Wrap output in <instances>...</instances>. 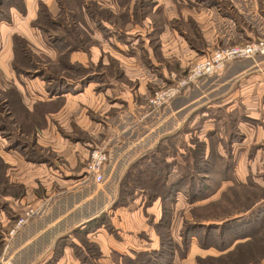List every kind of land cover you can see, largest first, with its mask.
Listing matches in <instances>:
<instances>
[{
  "label": "crops",
  "instance_id": "crops-1",
  "mask_svg": "<svg viewBox=\"0 0 264 264\" xmlns=\"http://www.w3.org/2000/svg\"><path fill=\"white\" fill-rule=\"evenodd\" d=\"M25 1L33 12L35 0ZM95 1L109 10L108 18L100 12H86L87 23L95 19L97 28L111 29L112 40L108 45L71 54L70 61H78L83 69L93 64L100 70L93 77L81 76L75 82L67 80L64 88L74 92L67 89L64 95L56 91L57 85L46 82L45 88L37 78L19 76L13 70L12 34L33 38L32 15L28 16V10L24 17L11 12L10 23L0 19V88L13 84L17 100L20 105L28 106L25 115L32 121L36 104L50 107L63 99V106L48 109L47 123L37 140L40 145L51 147L61 163L49 155L43 156L46 160L31 164L42 171L45 193L41 197L36 195L34 200L42 210L24 230L9 241L4 239L12 264H44L58 256L61 257L55 264L78 263L71 250L75 241L72 232H83L98 224L116 195L127 189L135 190V182L147 175L145 165L155 161L153 158L165 163H180L183 151L169 159L158 155L168 147L178 146L185 124L196 123L198 139L207 141L220 133L215 125L216 113L223 112L232 119L241 136L231 143L240 149L232 179L246 183V175H249L264 187V57L231 62L221 74L201 79L175 97L163 111L148 106V97L154 90L170 84L175 75L213 49L261 37L264 34V0ZM114 35L117 37L112 38ZM112 61L116 63L110 64ZM108 68L116 75L106 74ZM56 119L59 124L55 123ZM58 125L64 133L59 131ZM29 129L34 131V126ZM233 134L237 138V134ZM231 137L227 135V140ZM4 145L5 140L0 137V156L9 163L24 165L23 158L12 149L4 150ZM219 145L222 148L221 142ZM95 147L104 148L108 153L103 184L95 183L86 173L89 152ZM207 154L204 153L205 157ZM236 154L229 155L236 157ZM175 169L176 165L171 172ZM227 175L225 171L224 179ZM135 193L136 190L132 195H137ZM139 206L143 205L131 203L111 212L114 222L120 217L116 226L121 236L115 239L104 233L106 242L101 245L104 264H115L110 262V254L121 256L125 254V247L128 251L140 252L155 241L151 239L149 227L145 226L147 218ZM255 210L257 216L264 215V198ZM263 226L264 222L261 228ZM242 233V236L249 234ZM3 242L0 241V247L4 246ZM113 242L117 245L113 246ZM193 244L192 241L190 247Z\"/></svg>",
  "mask_w": 264,
  "mask_h": 264
},
{
  "label": "rangeland",
  "instance_id": "rangeland-1",
  "mask_svg": "<svg viewBox=\"0 0 264 264\" xmlns=\"http://www.w3.org/2000/svg\"><path fill=\"white\" fill-rule=\"evenodd\" d=\"M26 9L28 16L32 15L29 19L34 34L33 38L19 33L11 36V65L17 75L37 78L44 83L45 88L46 82L57 85L56 91L64 95L68 90L74 92L64 88L67 80L75 82L81 76L93 77L96 72H99V66L90 64L83 69L78 61L71 62L70 56L75 51L82 49L88 51L110 43L111 29L97 28L95 19H89L91 23H87L85 18L86 12L93 14L100 12L108 18V9L102 8L95 0H35L32 12L31 6L29 8L25 0H0V19L10 23L11 12L24 17ZM105 49L111 50L107 46ZM115 63L112 61L110 64ZM106 74L116 75L111 68H108ZM6 87L0 88V137L5 140L3 149L16 151L23 158L24 165L9 163L0 156L1 242L10 240L12 237L10 232L24 210L38 208L37 213L23 227L16 230L14 235L24 230L25 226L37 218L42 210V206L34 203L36 195L41 197L45 193L41 178L42 171L32 167L34 165L31 164L36 161L33 158L39 159L40 156L49 155L58 164L61 163L55 158V152L53 154L51 147L42 146L37 140L38 135L40 134V137L42 135L44 123H47L48 109H58L63 106V99H58L50 107L46 104H36L32 121L25 115L28 106L24 103L20 105L17 100L13 84ZM171 102L159 111H163ZM216 115H218L216 129L221 134L218 132L213 137L207 138V141L198 139L196 123L185 124L182 128L183 135L178 139V146L168 147L166 151L158 155L162 159L166 156L169 159L176 157L178 151H183L180 163H165L153 158L155 161L148 166L145 165L147 175L137 177L134 186L137 195H132L135 191L132 189L123 191L115 196L111 206L106 207L107 210L103 213L102 219L97 221L98 224H94L83 232H72L71 235L75 241L72 243L71 250L78 261L76 264H104L102 259L105 256L101 249L103 242H106L104 233L115 239L121 236L116 226L120 217L114 219V222L111 212L120 208L124 209L131 203L143 205L139 208L142 207L144 211L147 218L145 226L149 227L151 239L155 241L150 240L152 243L140 252L135 249L128 251L125 247V254L121 256L110 254V262L115 264H175L174 262L177 264H182L181 262L183 264H226L228 257L233 258L230 253H238L243 258V253L238 248L241 249V245L245 243L248 248L249 246L257 247L255 254L262 253L264 226L261 228V224L264 219L262 221L260 218L264 217L263 213L257 217V220L253 216L246 218L248 220L235 218V216L254 211L257 204L264 198V187L254 182L249 175H246V183L232 179L236 168L235 160L238 159L240 149L232 146L231 143L239 140L241 136H238L239 131L225 113L220 112ZM55 123L59 124L58 119ZM30 126H34V131L28 130ZM59 126V131H62ZM75 130L80 133L76 126ZM231 132H235L237 138L232 136L228 141L227 135ZM73 133L76 132L73 131ZM169 141L165 143L168 145ZM220 142L222 148L219 145ZM218 152L223 156H220ZM234 152L237 153L236 157H230ZM203 153L208 154L205 157ZM197 158L199 163L195 166L203 168L205 172L197 169L191 175V162ZM187 160L189 166L186 163ZM175 165V171L171 172ZM225 171H228V175L224 179ZM37 182L38 184L35 185ZM164 182L167 184H163ZM171 182L174 184L170 187ZM215 222L219 223L218 226L221 223L225 224L219 228L213 225ZM192 226L193 229L186 231ZM256 227L260 230L258 231ZM244 231L251 234L248 240L246 239L249 234L242 236ZM57 241L60 245L59 239ZM192 241L194 244L190 247ZM112 244L117 245L115 242ZM3 245H5L4 242ZM151 247L154 249H149ZM3 248L4 246L0 247V251ZM57 259L54 258L44 264H55ZM242 260V264H256ZM237 261L240 262V259Z\"/></svg>",
  "mask_w": 264,
  "mask_h": 264
},
{
  "label": "built area",
  "instance_id": "built-area-1",
  "mask_svg": "<svg viewBox=\"0 0 264 264\" xmlns=\"http://www.w3.org/2000/svg\"><path fill=\"white\" fill-rule=\"evenodd\" d=\"M264 56V34L254 40L241 44L217 47L207 55L196 60L186 70L174 76L172 82L162 88L154 90L148 97V106L152 110H160L175 97L185 93L199 80L212 78L223 72L225 67L234 61ZM108 161L106 149L92 148L86 164V173L95 183L104 181V168ZM38 208H28L17 218L10 235L23 227L28 220L37 213ZM7 245L0 251V264H12L7 257Z\"/></svg>",
  "mask_w": 264,
  "mask_h": 264
},
{
  "label": "trees",
  "instance_id": "trees-1",
  "mask_svg": "<svg viewBox=\"0 0 264 264\" xmlns=\"http://www.w3.org/2000/svg\"><path fill=\"white\" fill-rule=\"evenodd\" d=\"M234 134L231 132L230 133V136H233ZM203 156H204V153H203ZM199 157V156H198ZM33 160H36V161H39V160H46V157H43V156H40L39 157V159H36V158H33ZM186 163H187V165L189 166V164H188V160L186 161ZM192 163V170H191V175H192V173L193 172H195L194 170H200V169H202L201 170V172H205L204 170H203V168H199V166H195V164H198L199 163V158H197V159H195L194 160V162H191ZM191 167H189V168H191ZM192 177V176H191ZM174 183H170V187L173 185ZM258 211H259V209H257ZM256 213H257V211L255 210V211H251V212H249V213H247V215L246 216H244V217H246V218H249V217H251V216H253L254 218H256V217H258L257 215H256ZM244 217H241V218H239V219H246V218H244ZM235 220V219H234ZM246 220H248V219H246ZM225 223H221V225L220 226H218V225H215V226H217V227H219V228H222L223 227V225H224ZM190 227V226H189ZM194 227L192 226L191 228H188L186 231H189V230H191V229H193ZM184 238H186L185 236H183ZM249 243V242H248ZM246 244L247 243H245L244 245H241V249H239L238 248V250L239 251H242V253H243V258H241L240 256H239V254L238 253H230V255H232V257L233 258H231V257H228L229 259V261L228 260H226V264H242L241 262H243V260L242 259H244L246 262H248V261H250V262H254V263H256V264H261L262 263V261L264 260V248H263V251H262V253L261 254H259V255H257V253L255 254V249L257 248H252V247H250L249 246V248H248V245L246 246ZM250 252V253H249ZM255 255V256H254ZM236 256L238 257V258H236ZM238 259H240V262L239 261H237ZM253 260V261H252Z\"/></svg>",
  "mask_w": 264,
  "mask_h": 264
}]
</instances>
